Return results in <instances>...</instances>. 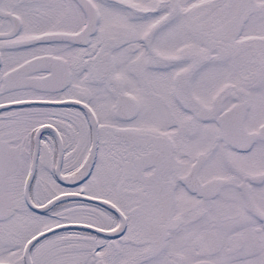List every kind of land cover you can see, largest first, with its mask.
Masks as SVG:
<instances>
[{"label": "snow or ice", "instance_id": "obj_1", "mask_svg": "<svg viewBox=\"0 0 264 264\" xmlns=\"http://www.w3.org/2000/svg\"><path fill=\"white\" fill-rule=\"evenodd\" d=\"M0 264H264V0H0Z\"/></svg>", "mask_w": 264, "mask_h": 264}]
</instances>
